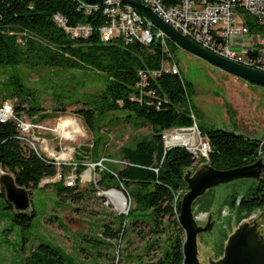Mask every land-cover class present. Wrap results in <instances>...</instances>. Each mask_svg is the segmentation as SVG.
<instances>
[{
    "label": "trees",
    "instance_id": "16d2710c",
    "mask_svg": "<svg viewBox=\"0 0 264 264\" xmlns=\"http://www.w3.org/2000/svg\"><path fill=\"white\" fill-rule=\"evenodd\" d=\"M162 1L172 5L180 0ZM57 12L63 14L70 24L87 22L94 30L87 36L74 37L54 19ZM105 21L101 8L86 12L79 8L78 0H0V66L15 68L21 64H41L96 70L101 74L104 85L97 93L85 98L86 105L78 109L94 132L105 114L119 110L123 111L126 120L134 118L137 123L152 125L149 137L122 147V158L128 161L123 166L109 162H103V167L96 166L100 174L98 184H114L123 189L132 203L128 212L115 216L119 229L114 230L104 222L103 233L116 237L121 227L127 232L138 221H145L158 232L162 241L161 255L154 264H183L185 231L178 219L183 192L179 191L188 189L184 174L194 164L196 156L187 146L166 148L162 134L168 128L194 124L196 119L192 114L197 117L192 104L194 86L185 76L163 72L155 77L149 76L145 91L141 92L137 85L139 70L160 67L164 56L160 42H126L121 36L104 40L98 29ZM169 44L175 52L177 43L170 39ZM9 78L11 88L7 94L19 100L14 108L15 114L20 115L21 109L26 108L24 101L29 113L38 114L42 106L33 89L23 83L18 74L11 73ZM149 89L153 92H148ZM59 100L64 103L65 98L59 96ZM49 114L45 111L42 117ZM197 123L201 135L210 145L209 157L202 155L205 162L219 168H231L253 162L260 156V139L235 128L212 126L202 120ZM94 141L92 157L96 156L97 160L100 156L96 149L99 138L95 137ZM78 164L80 174L86 164ZM0 166L10 169L17 183L28 188L51 184L59 196L72 189L65 184V165L24 141L14 119L0 120ZM57 173H61V178L41 185L43 178ZM209 190L194 201V211L211 209L214 196ZM0 195L6 196L2 184ZM226 203L236 210L237 221L241 223L256 209L264 207V178L254 179L242 192L234 190ZM8 206L13 207V204L9 202ZM32 206L31 211H15L13 222L23 228L32 227L37 214L34 202ZM221 251L220 255L224 248ZM121 255L125 262L131 256L124 251ZM68 258V252L61 245L45 238L32 249L26 262L72 264ZM125 262L117 264H130Z\"/></svg>",
    "mask_w": 264,
    "mask_h": 264
},
{
    "label": "rangeland",
    "instance_id": "374dc122",
    "mask_svg": "<svg viewBox=\"0 0 264 264\" xmlns=\"http://www.w3.org/2000/svg\"><path fill=\"white\" fill-rule=\"evenodd\" d=\"M175 55L182 74L194 86L192 104L197 115L196 122L202 120L212 126L235 128L251 137L264 139L263 84L236 76L178 43ZM11 73L18 74L20 80L33 89L42 106L38 114L32 115L27 110V102H23L26 108L19 113L23 123L21 132L25 136L23 140L65 165V184L72 189L59 196L51 184L29 188L37 214L33 226L27 228L13 222L12 216L17 209L14 205L8 206L10 201L0 195V264H27V256L45 238L61 245L68 252L72 264L124 263L121 251L131 254L125 263L154 264L161 255L162 241L158 232L152 230L151 224L138 221L127 232L121 227L116 237L103 233L104 222L114 230L119 229L118 222L114 221L115 216L128 212L132 203L123 189L114 184L99 185L100 174L96 171V166L103 167V162L123 166L126 161L121 155L122 147L149 137L152 125L137 123L134 118L126 120L123 111L119 110L105 114L95 133L78 112L86 105L84 99L97 93L104 85L101 74L88 69L41 64H21L15 68L0 66V107L5 103H13L14 109L19 102L16 96L7 94L11 88ZM59 96L65 98L64 103L59 102ZM45 111L50 114L42 117ZM185 133L196 137L195 142L187 143L196 156V161L188 168L194 174L201 164L208 163L202 159V155L209 157L210 149L208 140L200 133L198 123ZM95 137L99 138L96 149L100 156L97 160L96 156L92 157ZM185 144L179 140H164L166 148ZM60 154H63L62 159ZM78 163L86 164L80 174L77 171ZM87 171L91 178L84 176ZM4 172L12 171L0 166V175ZM59 178L61 173L45 177L41 185ZM253 180L236 179L227 185L209 188L208 192L214 196L211 209L194 211L200 224L207 222L210 213H213L214 219L210 230L198 234L202 262L217 258L225 248L228 237L239 225L236 210L226 203V199L234 190L242 192ZM111 189L118 194L117 198L108 195ZM185 191L182 189L179 193L184 194ZM121 198L126 201L125 207H120ZM32 207L26 211H31ZM248 219L258 223V228L264 234V207L256 209L242 222Z\"/></svg>",
    "mask_w": 264,
    "mask_h": 264
},
{
    "label": "built area",
    "instance_id": "2783aa9c",
    "mask_svg": "<svg viewBox=\"0 0 264 264\" xmlns=\"http://www.w3.org/2000/svg\"><path fill=\"white\" fill-rule=\"evenodd\" d=\"M78 1L79 8H84L86 12L101 8L106 16V21L98 29L102 39L109 40L114 36H121L126 42H160L164 52L160 67L139 70L140 79L137 85L141 92L145 91L149 76L155 77L163 72L184 76L169 44L172 38L132 3L123 0H104L101 3ZM142 1L166 22L201 46L233 61L264 71V0H180L172 5H167L162 0ZM54 19L74 37L87 36L94 30L92 24L87 22L70 24L60 12L54 14ZM148 92L153 90L149 89ZM192 115L196 119L194 113ZM8 119L16 120L20 137L24 139L25 136L21 132L22 119L15 114L13 103H5L0 107V120ZM194 125H197L196 120L192 126L165 129L163 139L171 142L179 140L188 147V141L184 138L173 137L176 133L189 131ZM262 152L263 147L260 146L259 154ZM125 161L128 162L126 159Z\"/></svg>",
    "mask_w": 264,
    "mask_h": 264
},
{
    "label": "water",
    "instance_id": "95a60500",
    "mask_svg": "<svg viewBox=\"0 0 264 264\" xmlns=\"http://www.w3.org/2000/svg\"><path fill=\"white\" fill-rule=\"evenodd\" d=\"M87 1L101 3L104 0ZM123 1L132 3L136 8L149 16L176 43L184 48L202 56L236 76L244 77L249 81L264 85L263 70L233 61L201 46L171 23L166 22L150 6L143 3L142 0ZM260 140L261 146L264 149V140ZM184 177L188 182V190L185 191L181 198V210L178 215V219L185 231L183 264H264V234L258 228V223L249 219L241 222L228 237L224 253L220 258H210L207 262H202L199 257L198 234L202 231L210 230L214 219L212 218L213 214L210 213L207 222L200 224L193 209L194 201L209 188L227 185L236 179L264 178V156H259L251 163L231 168H219L211 163H203L194 174H191V170L188 169ZM0 183L4 186L6 197L14 205L15 209L24 211L32 206L30 189L19 185L13 172L2 173L0 175Z\"/></svg>",
    "mask_w": 264,
    "mask_h": 264
},
{
    "label": "bare ground",
    "instance_id": "6f19581e",
    "mask_svg": "<svg viewBox=\"0 0 264 264\" xmlns=\"http://www.w3.org/2000/svg\"><path fill=\"white\" fill-rule=\"evenodd\" d=\"M70 120V119H69ZM65 121V120H64ZM65 123V122H64ZM185 134H187V133H176L175 135H174V137H173V139H175L176 137H181V138H183L184 137V140L185 141H188V142H195L196 141V137H195V135H185ZM70 138V137H69ZM180 138V139H181ZM189 143V144H190ZM62 157H63V154H60V159H62ZM84 176L86 177V178H91L90 177V172L89 171H87L86 173H84ZM91 176H92V171H91ZM108 194L111 196V197H113V198H115L116 196H118V194L114 191V190H111V191H109L108 192ZM110 197V198H111ZM120 207H125L126 206V201L124 200V198H121L120 199Z\"/></svg>",
    "mask_w": 264,
    "mask_h": 264
},
{
    "label": "flooded vegetation",
    "instance_id": "af4514ba",
    "mask_svg": "<svg viewBox=\"0 0 264 264\" xmlns=\"http://www.w3.org/2000/svg\"><path fill=\"white\" fill-rule=\"evenodd\" d=\"M260 156H262V154H260ZM251 163V162H250ZM260 179V178H259ZM213 214V213H212ZM210 215V214H209ZM209 215H208V217H207V220H208V218H209ZM240 224V223H239ZM223 255V254H222ZM222 255H220V256H218L217 258H220ZM217 258H215V259H217Z\"/></svg>",
    "mask_w": 264,
    "mask_h": 264
},
{
    "label": "crops",
    "instance_id": "0c3cea01",
    "mask_svg": "<svg viewBox=\"0 0 264 264\" xmlns=\"http://www.w3.org/2000/svg\"><path fill=\"white\" fill-rule=\"evenodd\" d=\"M74 121V120H73ZM262 140H264V139H262ZM264 152H262L261 154L264 156V154H263Z\"/></svg>",
    "mask_w": 264,
    "mask_h": 264
}]
</instances>
